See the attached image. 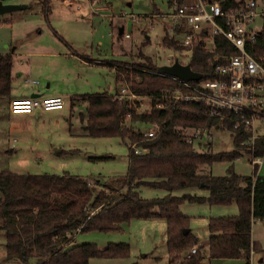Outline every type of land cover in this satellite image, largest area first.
Returning a JSON list of instances; mask_svg holds the SVG:
<instances>
[{
  "label": "trees",
  "instance_id": "trees-1",
  "mask_svg": "<svg viewBox=\"0 0 264 264\" xmlns=\"http://www.w3.org/2000/svg\"><path fill=\"white\" fill-rule=\"evenodd\" d=\"M203 1H218L228 11L243 7L247 0ZM163 44L183 49L167 33ZM215 45L211 52L204 51L199 44L192 47L188 64L203 78L213 76L209 57L223 52L236 53L222 35L216 37ZM141 57L144 59L137 67L129 69L112 64L111 67L116 83L128 84L139 97L151 98L153 107L149 113L138 112L127 100L119 101L115 97L117 92L88 93L82 98L86 103L83 131L90 137L120 138L128 146V172L124 177L96 181L91 186L90 181L67 173L54 176L0 171V230L5 233V259L9 264H89L93 258H125L128 245H109L99 250L93 244H72L77 233L113 232L133 219L166 222L168 264H198L204 259L202 247L186 257L198 240L188 228V217L180 211L183 202L238 207L235 217L208 221V259H242L248 263L252 251L261 252L251 236L253 223L264 220V176L257 175L258 166L252 165L251 176H240L230 168L227 175L219 177L203 173L201 167L232 162L242 155H247L251 163L254 158L264 157V138L257 140L252 148L242 145L250 134L233 130L234 118L220 125V119L210 118L201 103L154 108L162 92L182 85L169 76L157 74L152 60ZM11 69L12 56L0 54V97L10 92ZM137 124H157L160 131L153 138H146ZM204 127L227 130L232 137L233 151L214 154L210 144L203 147L188 144L178 130ZM133 144L146 152L135 154L131 150ZM140 187L163 190L167 195L143 199L137 192ZM191 188L206 190L208 196L172 195L174 191Z\"/></svg>",
  "mask_w": 264,
  "mask_h": 264
},
{
  "label": "rangeland",
  "instance_id": "rangeland-1",
  "mask_svg": "<svg viewBox=\"0 0 264 264\" xmlns=\"http://www.w3.org/2000/svg\"><path fill=\"white\" fill-rule=\"evenodd\" d=\"M24 1L32 6L31 10L27 9L24 12L16 10V12H8L7 16L25 13V16L31 17L39 13L41 19L45 21V16L40 10L41 3L44 1L46 3L48 0ZM65 1L71 5L72 14L69 20L62 22V26H66L73 32V35L86 33V38L77 36L76 44L79 48L86 47L89 50L92 45L94 56L99 55L101 59L115 60L111 62L114 66L128 68L133 65L137 67L144 59L141 55L149 57L156 68L168 64L169 60H178L181 63L189 61V52L182 56L179 50L163 44V38L170 22L156 14L167 11L170 0H96L94 2L96 7L106 6V11H96L89 0ZM193 1L184 0L185 3ZM257 3L261 6L263 0H257ZM81 13L85 19L78 18ZM35 19L34 17L33 20ZM263 23V19H256L255 29L262 31L264 37ZM121 27L123 34H119ZM36 32L38 31L34 30L30 33L33 38L36 37ZM125 34L129 36L125 37ZM179 39L181 40L182 37L180 36ZM5 46L6 42L0 50H4ZM18 64L16 57L14 67L16 68ZM86 75L92 76L101 86L94 90L104 91L106 89L111 94L115 93L113 68L105 64L96 65L94 70L87 71ZM24 80V78H17L14 81H17L18 90L20 85L24 84L21 89L23 95H29L26 94L29 84ZM87 90L92 91L93 89L88 88ZM20 95L18 94L17 97ZM139 100L147 102L144 98ZM8 101V95L0 97V171L54 176L67 173L90 181L91 186H94L93 182L121 178L127 174L128 146L120 138L88 136L82 129L84 125L82 118L86 115V106L82 103L71 105L68 98H65V106L61 110L48 113L44 119H41L32 115H12L8 110ZM135 126L140 127L143 132L149 128L146 125L137 124ZM258 132L264 134V128H259ZM210 134L212 139L209 144L212 153L233 151L232 137L227 130H212ZM101 157L107 159H97ZM230 168H233V171L240 176H251L253 173V166L247 155H242L232 162L221 161L211 166H202L201 170L211 171L212 176L219 177L227 175ZM257 174L264 176V159L263 165L257 168ZM137 192L141 198L147 200L167 195L166 191L148 187H140ZM172 195L207 197L208 191L191 188L174 191ZM180 211L188 217V228L198 242L207 240L208 221L211 218L235 217L239 213L238 207L234 204L210 206L207 203L189 202H183ZM252 237L253 241L264 251V220L255 222ZM5 242V233L0 230V264H9L5 259ZM82 244H93L99 250L109 245L129 246V253L125 258H93L89 264H168L167 226L162 219H133L113 232L77 233L72 246ZM196 248H198L197 245ZM206 251V248L201 250L204 258H208ZM255 253L256 255L248 263L245 260H224L211 263L202 260L201 264H264V256H261L260 252ZM251 256L252 254L250 258Z\"/></svg>",
  "mask_w": 264,
  "mask_h": 264
},
{
  "label": "built area",
  "instance_id": "built-area-1",
  "mask_svg": "<svg viewBox=\"0 0 264 264\" xmlns=\"http://www.w3.org/2000/svg\"><path fill=\"white\" fill-rule=\"evenodd\" d=\"M156 15L170 22L167 34L183 47L177 49L182 56L189 52L191 58L195 44H199L204 51H213L216 46L215 39L220 35L232 44L236 53L223 52L209 57L208 62L213 67L212 77L201 76L199 80L182 81L169 76L182 86L162 92L154 108L168 109L175 108L180 103H201L206 106L210 118L220 119V125L234 118L231 120L232 129L250 134L242 145L254 147L257 140L264 138V134L258 132L259 128H264V37L262 31L255 29L256 19L264 20V2L260 6L257 0H247L243 7L225 11L218 1L194 0L191 3H180L172 0L168 3L167 11ZM174 62L179 61L169 60L166 65ZM179 63L185 65L189 61ZM133 67L132 65L128 68ZM155 72L164 75L159 73L158 68ZM115 97L119 101L132 102L138 112L149 113L153 107L151 98L139 97L132 92L128 84H120ZM142 98L147 102L139 100ZM64 106V99L60 95H53L13 99L8 104V110L13 115H30L35 112L58 111ZM178 130L188 144L199 147L209 144L212 139V130L207 127ZM159 131V126L152 124L143 135L153 138ZM131 150L137 155L146 152L136 144L131 146ZM263 158H254L251 165L260 166ZM196 250V246L191 248L186 257L196 254Z\"/></svg>",
  "mask_w": 264,
  "mask_h": 264
},
{
  "label": "crops",
  "instance_id": "crops-1",
  "mask_svg": "<svg viewBox=\"0 0 264 264\" xmlns=\"http://www.w3.org/2000/svg\"><path fill=\"white\" fill-rule=\"evenodd\" d=\"M89 1L93 7L96 0ZM3 3L26 5L25 8L18 10L22 12L27 9H32V6L28 5L24 0H3ZM41 4L40 12L44 14L45 21H43L40 17L41 15L39 13L37 15L36 12V16L34 15L31 17L29 15L25 16V13L11 16H7L8 12L0 14V47L6 42L4 50H0V54H10L12 56V80L10 92L8 94V104L13 99L28 98L35 94L38 95V97H53V95H60L64 101L65 98H68L71 105L82 103L86 106V103L82 101L83 95L95 92H108L106 89H104V91L94 90L97 89L96 87L101 86L92 76L86 75L87 71L94 70L95 66L100 64H105L112 69L111 62L115 60L101 59L98 57L99 55L94 56L92 45L89 47V50H87L86 47L79 48L76 42L78 40L77 36H79L80 33L73 35V32L67 29L66 26H62V22L69 20L72 14L70 10L71 5L68 1L58 0L53 2L52 0H48L46 3L44 1ZM94 7L96 11L107 10L106 6L96 7L94 5ZM34 17L36 18L35 20H33ZM78 18L85 19L82 13L78 15ZM58 23H60L59 26ZM121 29L123 33V28L121 27L119 28V34H121ZM34 30L38 32H36V37L33 38L30 33ZM80 36L84 38L87 37L86 33H81ZM91 37H93V35H91ZM16 57L19 64L15 68L14 60ZM17 78H24V81L29 84L28 91L26 92V94L29 95H23L21 89L24 84H21L18 90L19 87L16 86L17 81H14ZM115 84L116 93L120 87V83H116L115 80ZM88 88H92L93 90L88 91ZM18 94L23 95V97H21V95L17 97ZM51 112L57 111L35 112L30 115L44 119L46 114ZM262 165L263 160L260 166ZM203 173L212 174L211 171L208 170ZM254 224L255 222L253 225ZM207 240L198 242L197 246L207 249ZM262 252L264 251L261 250V256H264ZM255 255L256 253L253 252L250 261ZM205 260L210 263L224 261L218 259L210 260L206 257L203 261ZM239 260L243 261L242 259H238L237 261ZM198 264H201V262Z\"/></svg>",
  "mask_w": 264,
  "mask_h": 264
},
{
  "label": "water",
  "instance_id": "water-1",
  "mask_svg": "<svg viewBox=\"0 0 264 264\" xmlns=\"http://www.w3.org/2000/svg\"><path fill=\"white\" fill-rule=\"evenodd\" d=\"M26 5L23 4H10L3 3V0H0V14L7 12H12L15 10L23 9ZM122 33V29L120 30ZM159 73L176 77L182 81H195L201 78V75L193 71L188 64L182 65L179 62H174L171 65H162L158 68ZM38 95H31V98H36Z\"/></svg>",
  "mask_w": 264,
  "mask_h": 264
}]
</instances>
